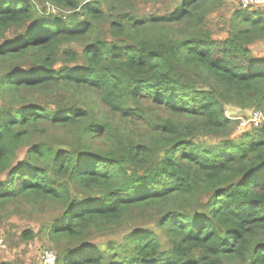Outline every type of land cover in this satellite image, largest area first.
I'll use <instances>...</instances> for the list:
<instances>
[{
  "label": "trees",
  "instance_id": "trees-1",
  "mask_svg": "<svg viewBox=\"0 0 264 264\" xmlns=\"http://www.w3.org/2000/svg\"><path fill=\"white\" fill-rule=\"evenodd\" d=\"M220 2L0 0V222L55 211L19 234L55 264H264V8Z\"/></svg>",
  "mask_w": 264,
  "mask_h": 264
},
{
  "label": "rangeland",
  "instance_id": "rangeland-1",
  "mask_svg": "<svg viewBox=\"0 0 264 264\" xmlns=\"http://www.w3.org/2000/svg\"><path fill=\"white\" fill-rule=\"evenodd\" d=\"M239 0H221L220 4L209 13L206 19V27L216 34L227 27L228 19L231 12L238 7ZM264 8V0L259 3ZM54 12L57 13L55 9ZM16 32L11 30L8 37H12ZM256 52L264 53V44H257ZM3 72V67L0 65V74ZM4 104V100L0 99V105ZM229 117H237L246 114L247 110L240 111V109L227 106L225 107ZM235 120V119H234ZM235 122V121H234ZM235 126V123H234ZM241 130H237L235 134H241ZM72 192L77 200H82L84 194L81 191L72 189ZM56 217L55 211H47L44 213H33L28 209H23L19 214L12 215L8 219L0 222V238L2 239L3 247L0 248V262L7 261L11 264H38L40 260V252L43 249H51L52 246L48 243L46 238H37L31 242H23L19 238L20 232L25 228H31L38 231L42 224H46ZM142 222V221H138ZM152 222L149 219L142 223L136 224L135 228H142L151 226ZM130 230L128 227L119 229V233H125ZM120 234H115L113 237H118ZM102 241V239L100 240ZM47 247V248H46Z\"/></svg>",
  "mask_w": 264,
  "mask_h": 264
},
{
  "label": "built area",
  "instance_id": "built-area-1",
  "mask_svg": "<svg viewBox=\"0 0 264 264\" xmlns=\"http://www.w3.org/2000/svg\"><path fill=\"white\" fill-rule=\"evenodd\" d=\"M88 1V0H86ZM242 5L249 4H259L261 0H239ZM227 113L230 111L224 110V116L235 119V130H242L247 126L257 127L261 125L263 121V115L259 110H251L246 112V114L237 116V117H229ZM3 247L2 240H0V248ZM56 262V254L51 249H43L40 254V264H55Z\"/></svg>",
  "mask_w": 264,
  "mask_h": 264
}]
</instances>
